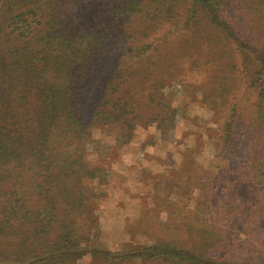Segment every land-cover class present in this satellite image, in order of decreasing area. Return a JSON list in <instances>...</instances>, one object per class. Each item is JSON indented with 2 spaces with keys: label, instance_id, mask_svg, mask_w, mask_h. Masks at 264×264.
<instances>
[{
  "label": "trees",
  "instance_id": "trees-1",
  "mask_svg": "<svg viewBox=\"0 0 264 264\" xmlns=\"http://www.w3.org/2000/svg\"><path fill=\"white\" fill-rule=\"evenodd\" d=\"M233 1H238V10L264 23V0ZM178 17L187 27L204 22L216 32L208 60L217 63L223 75L205 80L201 90L208 98L227 100L235 85L236 58L255 92L248 110L243 114L235 110L232 115L248 129L244 135L249 152L237 165L219 167L206 187L215 189L217 200L230 206L231 214L240 212L245 201V221L264 235V46L252 51L239 41L223 0H0V264H63L90 242L89 227L83 230L76 222L82 220L90 227L97 223L96 200L104 193L94 188L105 183L108 173L105 166L88 159L93 127L100 122L118 123L124 127L121 141L135 128L139 119L137 108L129 104L130 83L147 81L160 58L157 48L146 40L160 25L176 24ZM117 39L126 44L141 42L140 50L151 49L155 54L138 63L121 61L112 68L99 91L96 109L87 118L78 97ZM218 47L222 48L219 54L214 50ZM139 53L134 51L127 58H138ZM164 86L154 81L148 99L155 110L151 122L161 137L174 127L177 115L165 98ZM233 137L234 132L226 129L222 144L231 145ZM230 213L224 219L235 222V231L250 235ZM63 216L69 219L63 221ZM56 224L60 234L46 239ZM171 244L154 246L153 250L158 248L155 256L163 263L225 264ZM221 246L224 258L232 262L233 245ZM100 253L104 264H117L119 254ZM135 255L144 257L130 254ZM253 261L264 264V247Z\"/></svg>",
  "mask_w": 264,
  "mask_h": 264
},
{
  "label": "rangeland",
  "instance_id": "rangeland-1",
  "mask_svg": "<svg viewBox=\"0 0 264 264\" xmlns=\"http://www.w3.org/2000/svg\"><path fill=\"white\" fill-rule=\"evenodd\" d=\"M223 1L233 18L235 36L252 51H260L264 46V23L238 10V1ZM215 33L204 22L187 27L184 19L178 17L176 24L160 25L146 40L150 47L157 48L160 58L147 81L130 83L129 104L137 108L139 120L134 122L135 128L123 141L120 133L124 127L118 123L94 125V142L88 159L107 169L105 183L94 188L104 195L96 200L95 225L90 227L82 220L76 222L83 230L89 227L90 242L76 250L81 257L73 254L63 264H104L100 253L104 250L119 254L115 258L117 264H167L155 256L158 248L153 250L156 243L162 242H171V246L217 263L255 264L253 257L256 258L264 247V235L257 234L256 226L245 221V201L240 203L241 214L239 210L231 214L230 206H222L217 200L215 189L206 187L219 167L237 165L242 155L249 152L244 135L248 129L242 119L232 115L235 110L241 114L246 112L255 96L241 74L237 58L233 62L237 67L232 73L235 85L230 87L224 103L219 98L213 102L201 90L205 80L223 75L218 64L208 60L212 51L210 40ZM140 46H143L141 42L126 44L117 39L107 49L89 85L78 97V104L87 118L96 109L99 91L112 68L121 61L138 63L139 59L154 53L151 49L140 50ZM214 50L219 54L222 48ZM134 51H140L141 55L127 58ZM154 81L165 85V98L177 110L174 127L165 137H161L152 124L154 121L151 122L155 110L148 99ZM226 129L234 132L229 146L222 144ZM238 191L243 194L240 187ZM228 213L243 224L245 231H251L250 235L235 231V222L224 219ZM63 217V221L69 219ZM58 234L60 226L56 224L45 238L51 239ZM221 244L233 245L232 262L224 258L225 249ZM141 247L146 249L141 252ZM97 249L100 251L93 252ZM136 252L144 257L130 256Z\"/></svg>",
  "mask_w": 264,
  "mask_h": 264
}]
</instances>
